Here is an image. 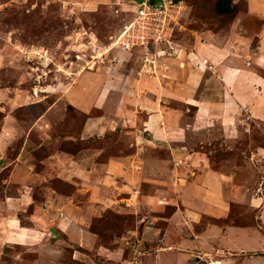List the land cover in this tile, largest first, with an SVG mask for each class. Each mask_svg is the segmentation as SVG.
<instances>
[{
  "label": "crops",
  "instance_id": "0c3cea01",
  "mask_svg": "<svg viewBox=\"0 0 264 264\" xmlns=\"http://www.w3.org/2000/svg\"><path fill=\"white\" fill-rule=\"evenodd\" d=\"M244 1L245 13L225 29L195 33L194 44L182 48L177 59L159 60L143 70L140 57L133 67L122 65L124 71L114 77L106 67L96 86L85 85L93 80L89 75L78 78L63 95L68 105L85 115L101 114L88 121L84 139L120 133L130 137L135 152L105 163L96 161L103 152L64 155L68 166L61 161L58 167L77 180L76 193L47 198L31 220L34 225L8 224L0 243L37 257L24 264H264L263 199L237 202L259 212L258 227L223 224L231 213L232 176L213 169L212 152L206 151L213 146L208 139L214 131L233 141L244 117L264 122V0ZM120 54L125 60L132 56ZM174 102L184 110L172 109ZM191 110L193 117L188 116ZM207 136V141H193ZM5 146L0 138V150ZM257 157L264 160V149ZM151 172L158 176L150 177ZM132 180L146 182L152 193L141 195L130 187ZM111 193L116 199L127 196L122 200L128 207L134 202L150 212L174 209L170 218L142 222L141 239L138 231L132 233L145 251L135 252L131 260L98 246L97 235L89 230L91 217L108 208L98 195ZM206 218L214 221L201 227Z\"/></svg>",
  "mask_w": 264,
  "mask_h": 264
},
{
  "label": "rangeland",
  "instance_id": "374dc122",
  "mask_svg": "<svg viewBox=\"0 0 264 264\" xmlns=\"http://www.w3.org/2000/svg\"><path fill=\"white\" fill-rule=\"evenodd\" d=\"M181 1L185 16L179 24L172 25L181 56L182 48L189 49L194 44L195 33L225 29L236 13L246 12L244 0ZM112 6V0H0V138L6 142L0 150V242L8 224L19 228L20 224L34 225L31 220L42 211L47 198L76 193L77 180L58 167L61 161L68 166L64 155L82 157L103 152L96 155V161L105 163L109 158L135 152L130 147V137L120 133L84 139L88 121L101 114L94 111L88 119L70 109L68 99L63 97L84 75L93 78L85 83L87 87L96 86L106 67L114 77L118 70L124 71L122 65L126 62L133 67V60L141 57L144 63L141 50L133 52L127 60L120 54L123 51L118 39L134 18L130 14L118 16ZM169 106L184 110L180 103ZM188 116L193 117L194 110ZM243 119L233 141L224 140L218 130L209 139L197 137L193 141L212 140L213 146H206V151L212 152L213 169L232 176L228 190L230 218L222 223L258 227L259 212L248 203L258 197V189L264 182V160L257 157L258 150L264 148V122ZM196 150L201 151L200 146ZM164 170L158 168L160 176ZM156 175L151 172L150 177ZM130 187L139 189L143 196L152 193L146 182L139 185L132 180ZM106 188L116 192L114 186ZM113 193L110 197L98 195L99 199L107 200L108 208L91 217L89 230L102 233L98 246L121 251L124 259L131 260L135 252L145 251L140 247L142 240L138 241L132 233L138 231L141 239L145 224L142 222L149 223L152 217L170 218L174 209L150 212L134 202L128 207L122 200L127 196L116 199ZM240 199L248 203H237ZM212 221L206 218L201 227ZM32 254L0 243V264L28 263L37 258Z\"/></svg>",
  "mask_w": 264,
  "mask_h": 264
},
{
  "label": "built area",
  "instance_id": "2783aa9c",
  "mask_svg": "<svg viewBox=\"0 0 264 264\" xmlns=\"http://www.w3.org/2000/svg\"><path fill=\"white\" fill-rule=\"evenodd\" d=\"M178 2L154 0L151 5V0H112V8L118 16L130 14L134 18L118 42L123 53L132 55L136 50L142 51L143 70L154 68L160 59L180 57L182 51L174 40L172 25L180 23L186 9L183 1ZM257 196L264 197V182Z\"/></svg>",
  "mask_w": 264,
  "mask_h": 264
},
{
  "label": "trees",
  "instance_id": "16d2710c",
  "mask_svg": "<svg viewBox=\"0 0 264 264\" xmlns=\"http://www.w3.org/2000/svg\"><path fill=\"white\" fill-rule=\"evenodd\" d=\"M174 2H178V1H180V0H173ZM229 4V3H228ZM230 5V7L232 8V9H234L233 7H232V5L231 4H229ZM246 5V4H245ZM238 13H240V12H238ZM238 13H236L235 15H234V17L232 18V21H233V19L236 17V15L238 14ZM231 21V22H232ZM70 107V109H72V110H75L72 106H69ZM84 117H87L88 119H89V117H91V115H84ZM86 118V119H87ZM86 121L87 120H85V123H86ZM84 127V126H83ZM264 149V148H263ZM93 234H95V235H97V237L98 238H100L101 237V235H102V233L101 232H97V231H91Z\"/></svg>",
  "mask_w": 264,
  "mask_h": 264
},
{
  "label": "water",
  "instance_id": "95a60500",
  "mask_svg": "<svg viewBox=\"0 0 264 264\" xmlns=\"http://www.w3.org/2000/svg\"><path fill=\"white\" fill-rule=\"evenodd\" d=\"M151 5H154V0H151ZM0 164H1V161H0Z\"/></svg>",
  "mask_w": 264,
  "mask_h": 264
}]
</instances>
